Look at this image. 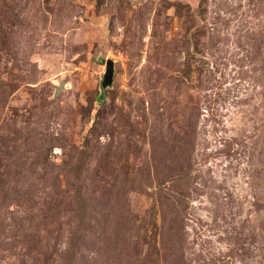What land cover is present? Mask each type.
<instances>
[{
  "label": "rangeland",
  "instance_id": "1",
  "mask_svg": "<svg viewBox=\"0 0 264 264\" xmlns=\"http://www.w3.org/2000/svg\"><path fill=\"white\" fill-rule=\"evenodd\" d=\"M0 264H264V0H0Z\"/></svg>",
  "mask_w": 264,
  "mask_h": 264
},
{
  "label": "water",
  "instance_id": "2",
  "mask_svg": "<svg viewBox=\"0 0 264 264\" xmlns=\"http://www.w3.org/2000/svg\"><path fill=\"white\" fill-rule=\"evenodd\" d=\"M113 76H114V62L112 60H107L106 71L103 80V87H107L112 84Z\"/></svg>",
  "mask_w": 264,
  "mask_h": 264
}]
</instances>
